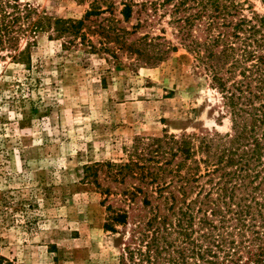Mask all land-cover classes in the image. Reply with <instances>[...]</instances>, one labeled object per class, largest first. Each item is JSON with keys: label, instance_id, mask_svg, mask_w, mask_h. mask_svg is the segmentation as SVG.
I'll return each mask as SVG.
<instances>
[{"label": "rangeland", "instance_id": "1", "mask_svg": "<svg viewBox=\"0 0 264 264\" xmlns=\"http://www.w3.org/2000/svg\"><path fill=\"white\" fill-rule=\"evenodd\" d=\"M18 1L84 25L77 36L27 32L19 45L29 43L27 61L0 52V256L13 264H120L126 247L140 249V223L153 215L140 195V165L159 161L147 145L185 135L197 149L202 137L232 135L231 111L180 41L172 7L155 10L162 0H129L127 19L126 0ZM237 1L249 18H264V0ZM94 7L102 14L86 17ZM131 162L137 167L123 175L106 167ZM150 200L153 212H163ZM116 213L127 215L126 224L107 231Z\"/></svg>", "mask_w": 264, "mask_h": 264}, {"label": "trees", "instance_id": "2", "mask_svg": "<svg viewBox=\"0 0 264 264\" xmlns=\"http://www.w3.org/2000/svg\"><path fill=\"white\" fill-rule=\"evenodd\" d=\"M130 2L122 3L125 19L132 14ZM166 7H172L171 22L180 41L205 65L212 83L224 95L233 134L202 137L197 149L193 137L185 135L179 139L165 135L147 145L159 161L140 165V195L153 215L140 223V249L126 247L120 264L136 260L140 264H264V18L256 13L249 18L237 0L155 4L157 12ZM99 13L101 8L94 7L86 17ZM33 15L38 16L35 21ZM83 25V20L38 15L18 0H0V52L11 51L13 59L27 61L29 43L24 50L19 46L27 32L32 36L52 30L57 36H77ZM166 54L161 50L159 60ZM170 156L182 160L175 164ZM106 167H117L123 175L137 165ZM97 171L86 168L87 176L96 178ZM205 185L210 186L207 192ZM147 186L155 187V192L150 195ZM197 189L196 198L187 202L189 192ZM154 193L158 196L153 197ZM150 199L160 202L163 212L158 206L153 212ZM109 220L105 229L116 233L115 224L125 225L127 215L116 213ZM0 264L13 262L0 256Z\"/></svg>", "mask_w": 264, "mask_h": 264}]
</instances>
